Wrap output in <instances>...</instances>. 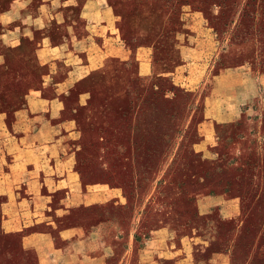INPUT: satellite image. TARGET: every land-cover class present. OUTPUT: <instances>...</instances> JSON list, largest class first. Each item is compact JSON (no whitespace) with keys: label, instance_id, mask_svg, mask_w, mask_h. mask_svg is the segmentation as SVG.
Listing matches in <instances>:
<instances>
[{"label":"rangeland","instance_id":"1","mask_svg":"<svg viewBox=\"0 0 264 264\" xmlns=\"http://www.w3.org/2000/svg\"><path fill=\"white\" fill-rule=\"evenodd\" d=\"M143 1H156L168 21L202 13L217 48L238 47L228 65L248 60L264 72V0H132L116 6L123 37L126 18ZM126 43L144 47L140 39ZM109 83L77 98L58 97L66 118L76 122L70 148L77 149V166L64 188L72 194L62 196L66 225L94 230L112 250L111 264H264L259 124H217L219 144L206 151L198 136L202 96L149 75L130 80L123 97ZM21 228L0 187V264H38L47 253ZM160 233L170 234L181 257L163 252L143 263L147 250H159Z\"/></svg>","mask_w":264,"mask_h":264},{"label":"crops","instance_id":"2","mask_svg":"<svg viewBox=\"0 0 264 264\" xmlns=\"http://www.w3.org/2000/svg\"><path fill=\"white\" fill-rule=\"evenodd\" d=\"M131 1L0 0V187L21 230L47 250L38 264L114 260L94 230L66 225L62 196L77 166V149L70 148L76 122L66 118L58 97L89 94L100 81H110L114 94L123 97L128 82L141 76L171 80L202 96L200 148L218 146L217 124L240 122L259 124L264 148V72L248 60L228 65L238 47L217 48L202 13L187 11L168 21L156 1L141 2L126 18L123 37L116 6ZM130 38L144 47L131 49ZM156 245L159 250L142 255L143 263L163 252L181 257L168 233H160Z\"/></svg>","mask_w":264,"mask_h":264}]
</instances>
